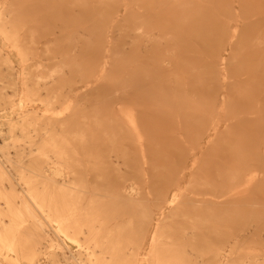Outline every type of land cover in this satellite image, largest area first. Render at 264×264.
Instances as JSON below:
<instances>
[{
  "label": "bare ground",
  "instance_id": "obj_1",
  "mask_svg": "<svg viewBox=\"0 0 264 264\" xmlns=\"http://www.w3.org/2000/svg\"><path fill=\"white\" fill-rule=\"evenodd\" d=\"M6 1L8 4L12 2V0H1L0 2ZM22 1L27 2L28 0ZM136 1L139 4H136ZM136 1L134 2L135 6L141 8L145 5L148 12L154 15L155 21L159 22L160 17L157 16V13L160 11L168 8L184 9L186 6L199 3V1L203 3L216 0ZM139 13L141 14V10ZM10 16L11 10L4 11L0 8V19ZM248 16L249 14L246 17V22L242 25L245 26L254 22L253 19H248ZM255 22L264 24V15L259 16ZM141 25L140 22V26H136L131 40L134 53L130 62V88L127 90L123 86L108 93V98L118 101L117 104H112L107 110V114H103L100 113L101 108L97 101L84 105L85 109L83 110H74L75 108H72L74 106L67 104L57 109L62 104L59 102L62 95L61 91H53L52 89L56 81L54 67L52 66L50 70L51 66H48L45 73L37 71L39 69L37 68L34 75L30 74L28 68L38 62L28 64L26 55L19 51L18 45L15 43L9 45L10 41L15 42L16 39L12 38V35L5 36L3 32L6 26L0 23V36H3L2 40L0 37V51H3V54L0 53V55L4 56L1 65L5 69L11 67L12 60L9 55L10 49H8L10 47L17 48L16 53L20 56L18 62L21 65L22 90L19 107L23 111H27L28 108H25V104L29 102L38 101L43 104L41 113L26 114L15 123L6 121L7 134L3 136L0 133V136L4 138L10 137L11 139L12 137V142H18L21 139V142L14 143L15 145L27 144V146L16 148L17 156L14 164L10 166V170L0 166V248L13 252L16 261L19 258L33 261L37 236L43 234L41 238L44 237V227L48 225V220H52L58 224V229L72 238L73 241L85 243L88 251L79 257L78 264H123L122 259L125 258L127 251L125 248L119 250L117 242L121 241L118 239L120 237L112 238L109 235L113 230L130 226L131 218L124 214L131 217L132 213L125 211L118 213V210L117 212L113 210L110 211L112 215L104 216L102 211H104L105 204L102 201L109 195L99 188V184H96L95 181L104 179L107 165L104 167L96 165L95 156L87 154L85 156L87 164L74 167L67 163V158L62 155L64 145L68 144L72 138H86L87 142H91L92 137L88 135H94L93 126H96L95 131L106 135L110 134V136H106V142L117 146L114 161L109 158L110 156L102 159V162L104 159H107L108 163L114 162L112 167L115 172L122 173L119 162L121 160L124 164L123 161H125L121 156L124 150L118 147V145L122 146L125 139L111 136L116 135L115 130L119 129L128 136V141L135 155L132 158V162L136 163L133 164V168L141 169L139 176L142 179V184L153 188L156 183L170 179L172 182L170 185L173 184L174 187L168 196L172 202L170 206L167 204L171 208L170 212L167 211L169 214L172 210L181 208L177 203H181L185 196L182 194L184 191L180 188V184L187 178L188 185L193 182L192 196L189 198L190 207L193 209L192 218L190 223L182 227L180 237H178L183 246L181 253L190 255L191 261H184L182 257L179 261L173 257L161 258L158 250L153 254L155 249H151L150 252L145 250L143 258L142 256L136 257V260L131 264H164L171 259L175 264H264V216L262 213L249 214L247 211V209L251 210L254 207L249 202L250 196H253L256 191L261 192L264 189V151L257 154V150L254 153L253 164L249 166L240 164V160H244L247 155L252 153L244 150V146L239 140V138H243L247 141L250 136L245 134L239 136V133L234 146L220 150V153L212 159L210 171L206 170L209 161L207 165L200 166L198 164L196 167L198 154L195 152L190 154L189 164L181 165L178 173L175 172L173 166L172 170L169 171L167 159L177 151L179 144L183 143L184 140L181 139L184 136L182 129L187 128L188 124L185 123L182 128V119L178 116L181 113L178 111L176 114V110H169L161 124L151 119L153 117L150 111V103H148L150 95H159V93L154 94V88L157 87L163 95V99L169 102L186 101L188 103V96L186 95L189 92H194L188 94L193 100L196 99L194 101H200L199 98L203 96V92H195V87L192 84L185 86L182 92L186 97L181 96L177 75L181 63L179 64L173 58L175 53L177 54L176 51L173 52V56L170 53L171 49L176 48L164 39L170 31L155 29L154 25L148 28ZM213 25L221 36L227 35L228 44L231 47L232 40L238 33L237 25L221 24L220 20L214 21ZM226 30L229 31L225 34ZM260 39H258L259 43L262 42ZM259 43L256 44L252 52L254 56H258L259 62L257 60L256 63H245V66H261L259 75L263 77L264 41L262 45ZM160 46L164 51L168 49L167 52L169 53H159ZM225 48L220 49L219 45L211 47L207 53V59L198 56L197 59H190L185 64L193 70L208 66L210 72L214 74L217 73V70L224 72L227 65V55L223 52L226 50ZM101 61L99 74L93 79V83L87 85L85 92L87 94L94 93L103 83L106 61ZM10 75L16 76V72H11ZM256 86L258 87H253L254 90L249 93L246 92L245 95L247 96L252 92V95L259 96L252 98L264 104V83H257ZM217 94L219 93L206 95L207 103L213 104L219 96ZM74 117L82 119L81 125L85 130L81 129V126L76 130L69 125L70 120H73ZM246 117L242 121L252 122L255 120L251 119L250 116L246 115ZM113 122L115 123L114 126L112 125ZM219 125L220 121L217 118L211 119L203 132L202 140L199 142V146L202 148L198 146V149H202V156L212 150L213 136L216 134ZM224 125L225 127L229 126L227 122ZM245 126L250 127V131L253 127L264 129L261 120H256L252 126ZM15 128H17L18 133L15 132ZM258 141L257 143L250 142L251 148L258 147ZM239 144L242 145V149H240ZM165 146L166 152L162 150V147ZM192 148L193 146L190 147V149ZM29 152L34 153V155H30ZM5 158L9 161L10 157L5 154ZM74 159L79 160L77 157ZM27 161H32V163L29 164ZM13 177L15 182L12 180ZM127 180V178H123L116 190L120 198L119 201L123 205L137 202L135 199L140 197L144 199L145 194H151L150 188L146 190L140 185L134 187L126 184ZM14 183L18 185V188L14 187ZM179 194L182 199L176 200V196ZM112 198L115 199V196ZM186 202L184 199L182 203ZM157 203L156 212L150 218L154 219L157 214V217L162 215L160 220H163L168 214L167 212L164 214L167 202L161 199ZM105 207L107 210L110 208L108 205ZM102 225L109 226V231H112L104 232L99 236H95L99 232L92 234L98 228L97 226ZM147 226L146 235L144 232L145 239H148L153 223L150 222ZM80 232L82 237L78 235ZM158 237L153 236L152 243ZM110 238L115 242H112ZM157 240L161 241L162 239L158 238ZM164 240L172 241L173 239L166 237ZM190 241L192 244L188 248L187 243ZM248 242L250 245H246ZM81 252L79 251V254ZM139 255L138 253L137 256ZM127 264L129 263L127 262Z\"/></svg>",
  "mask_w": 264,
  "mask_h": 264
},
{
  "label": "rangeland",
  "instance_id": "obj_2",
  "mask_svg": "<svg viewBox=\"0 0 264 264\" xmlns=\"http://www.w3.org/2000/svg\"><path fill=\"white\" fill-rule=\"evenodd\" d=\"M135 1L28 0L23 2L22 0H12L11 4H8V1L0 2V8L4 11L11 10V16L0 19V23L6 26L3 34L5 36L12 35L11 37L16 39L15 42L10 41L9 45L17 44L19 51L26 55L28 64L38 62L28 68L30 74L34 75L37 68H39L37 71L45 73L48 66H51L50 70L52 66L54 67L56 81L52 89L53 91H61L62 95L59 101L62 104L57 109L67 104L74 106L72 107L75 108L74 110H83L85 109L84 105L97 101L98 106L101 108L100 113L103 114H107V110L112 104L115 105L118 101L117 99L108 98V93L123 86L127 90L130 88V62L134 53L131 40L136 26H140L141 22V26L145 28L154 25L155 29L169 30L170 32L165 35L164 39L176 48L171 49L170 53L173 56V52L176 51L177 54L175 53L173 58L179 64L181 63L177 72L178 88L182 97L188 96V103L186 101L169 102L163 99L159 88L155 87L154 94L159 93V95H150L148 100L153 117L151 119L161 124L169 110H176V114H178V111L181 113L178 116L182 119V128L185 123L188 126L182 129L184 136L181 139L184 141L179 144L177 151L167 159V168L171 171L173 166L175 172L178 173L181 165L186 166L189 164L190 154L195 152L198 154L196 167L198 164L200 166L207 165L209 161L206 170L210 171L212 159L220 153V150L222 151L228 146H234L239 133V136H242V134L250 136L247 139L248 142L243 138H239L244 146L243 148L239 144L240 149L243 148L252 153L247 155L244 160H240L239 163L248 166L253 164L254 153L257 150V154L264 151V129L253 127L250 131V127L245 125L252 126L256 120H261L264 125V104L253 99L259 97L255 96L256 94L252 95V92L247 96L245 94L254 90L253 87H258L256 86L257 83H264V76L259 75L261 66L246 67L245 63H256L257 60L258 62L260 60L252 52L256 44L259 43L258 39L261 38L260 41H264V24L255 22L259 16L264 15V0H216L203 3L199 1V3L186 6L184 9L168 8L158 12L159 22L155 21L154 15L148 12L145 5L141 8L135 6ZM139 1L141 2V0ZM136 4H139V2L136 1ZM140 10L142 15L139 13ZM248 14V19H253L254 22L244 26L242 24L246 22ZM149 20L150 23H148ZM216 20H220L221 24L224 23L229 26L237 25L238 33L232 40L231 47H229L227 35L221 36L214 29L213 23ZM227 31L229 30H226L225 34ZM262 42L259 44L262 45ZM218 45L220 49L226 47V50L223 51L227 55V65L224 72L217 70V73L214 74L210 72L208 66L193 70L185 64L186 61L197 59L198 56L207 59L210 48ZM8 49H10L9 55L12 60L9 69H5L1 65L4 56L0 55V133L3 136L7 134L6 121L15 123L26 114L41 113L43 109V104L38 101L25 104V108H28L27 111H23L19 107L22 90L21 65L18 62L20 56L16 53L17 48L10 47ZM167 50L164 51L160 46L159 53H169ZM2 52L0 51V53ZM102 56L104 57L102 58ZM101 60L106 61L103 83L94 93L87 94L85 93L87 85L93 83V79L99 74ZM11 72H16V76L10 75ZM192 84L195 87V92H203V96L199 98L200 101H194L196 99L193 100L188 95L194 92H189L186 96L182 93L185 86H191ZM215 93H219L216 101L213 104L207 103L208 98L206 95L210 96V94ZM84 114H86V111H84ZM246 115L255 120L252 122L242 121L247 118ZM215 118L220 121V125L213 136L212 150L202 156V149H198L199 142L202 140V134L209 122ZM225 122L229 124L228 127H225ZM82 123L81 118L74 117L73 120H70L69 125L76 130L80 126L81 129H84ZM112 125L114 126L115 123L113 122ZM95 128L97 129L96 126H93L94 135H88L92 137L91 142H87L86 138H72L68 144L64 145L62 155H65L67 163L74 167L84 163L87 164L85 160L87 154L95 156L96 165L102 167L107 165L104 179L95 181L96 184H99L98 187L109 195L108 198L102 201L105 206H110L108 210L104 206V211H102L105 214L104 216L109 217V214L112 215L110 211L113 210L116 212L118 210V213L124 211L132 213L131 217L124 214L126 217L131 218L130 226L124 229L110 230L112 233L109 235L112 238L120 237L118 239H121V241L117 242L119 250L125 248L127 251L125 258L122 259L123 264L133 263L136 257L140 258L142 256L143 258V252L145 250L150 252L151 249H155L153 254L158 250L161 258L173 257L179 261L182 257L184 261H191L190 255L181 253L183 246L178 237H180L182 227L190 223L189 221L192 218L193 209L190 207L189 198L192 196L193 182L188 185L187 178L186 181L184 180L180 184V188L184 191L182 194L185 196V202L187 201L188 204L187 202L182 203L184 199L179 194L176 196V200L182 199L181 203H177L181 208L177 207L178 210H172L169 214L168 212L171 209L169 206L172 202L168 199V196L174 187L173 184L170 185L172 183L170 179L156 183L153 188L142 184V179L139 176L141 169L133 168V164L136 163L132 162V158L135 155L128 141V136L119 129L115 130L116 135L111 136L125 139L122 146L118 145L124 150V153L121 152V156L125 161H123L124 164L121 160L119 162L122 169L120 172L122 173L115 172L112 167L114 162L108 163L107 159L102 162V159L110 156L109 158L114 161L117 146L106 142L105 138L110 134L106 135L95 131ZM15 132L18 133L17 128H15ZM11 139L10 137L0 136V166H4L9 170L17 156L16 148L27 146V144L20 146L14 144L20 143L21 139L18 142H12ZM257 140H259L258 147L251 148L250 142L257 143ZM192 146L193 148L190 149ZM162 150L166 152V146L162 147ZM5 154L10 157L9 161L5 158ZM29 154L34 155L32 152H29ZM75 157L79 160L74 159ZM99 158L101 160H98ZM27 163L31 164L32 161H27ZM184 163L186 164L184 165ZM86 171H89V169H86ZM123 178L128 179L125 182L126 184L134 187L140 185L146 190L150 188L151 194H145L144 199L143 197H140V200L135 199L137 202L123 205L119 201L120 198L116 192ZM12 180L15 182L14 177ZM14 187L18 188V185L14 183ZM114 196L115 199L112 198ZM161 199L167 202L164 214H168L163 220H160L162 215L159 218L157 214L154 219H151L150 217L154 216L156 212L157 202ZM249 202L254 206L251 210L247 209L249 214L262 213L264 216V189L261 192L256 191L253 196H250ZM150 222L153 223V226L150 227L148 239H145V230H147L146 227L148 228L147 225ZM97 227L93 232L91 231L92 234L99 232L95 236L110 232L107 225ZM44 230L43 238H41L43 234L37 236L33 261L25 258H19L16 261L13 252L0 248V264H78L79 257L88 251L83 241H73L72 238L61 232L58 229V224L52 220H48V225L44 227ZM33 234L35 235L34 231ZM78 235L83 236L81 232ZM155 235L157 237L160 235L158 238L162 240L158 241V238H156V241L152 243ZM166 237L173 240L165 241L164 238ZM112 238L110 240L115 242ZM191 244V241L188 242L187 247H191ZM246 245H250V243L248 242ZM89 249L91 248L89 247ZM79 251L82 252L79 254ZM138 253L139 256H137ZM144 256L147 257V255ZM164 264H175V262L171 259V261H166Z\"/></svg>",
  "mask_w": 264,
  "mask_h": 264
}]
</instances>
